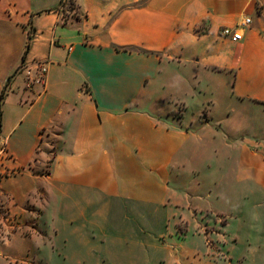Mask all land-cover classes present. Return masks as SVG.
Masks as SVG:
<instances>
[{
    "label": "crops",
    "instance_id": "1",
    "mask_svg": "<svg viewBox=\"0 0 264 264\" xmlns=\"http://www.w3.org/2000/svg\"><path fill=\"white\" fill-rule=\"evenodd\" d=\"M0 112V194L56 200L82 244L168 200L214 264L264 249V0H0ZM29 240L0 258L46 264Z\"/></svg>",
    "mask_w": 264,
    "mask_h": 264
},
{
    "label": "rangeland",
    "instance_id": "2",
    "mask_svg": "<svg viewBox=\"0 0 264 264\" xmlns=\"http://www.w3.org/2000/svg\"><path fill=\"white\" fill-rule=\"evenodd\" d=\"M225 81L228 83V80ZM215 106L219 109L218 113L224 108L223 114L228 109L235 108L227 100L224 105L219 107L216 102ZM198 107L201 108L199 105L189 106L188 114H196ZM205 107L210 105L204 104L202 110ZM240 111L247 112L242 109ZM52 157L50 154L47 167L51 165ZM57 203L56 200H38L37 206L33 205L35 202H29L23 207H16L11 197L0 194V247L3 246V255L16 251L29 240L27 237H32L30 242H43L45 245L55 243V250L52 252L47 249L40 252L46 264H214L203 234L195 232L193 228L190 213L168 200L160 205L144 207L141 218L114 216L112 219L116 224L129 228L123 235L125 239L120 240L121 243H102L105 241L106 232H93L88 236L87 229H83L75 235L82 234L88 241L85 244H82V237L73 239L68 227L63 226ZM100 220L99 217L98 224L102 223ZM9 240L11 247L5 245ZM76 243L82 249L76 247ZM228 251L240 264H264V249L255 250L246 246ZM215 260L218 261L217 257ZM0 264L16 263L1 257Z\"/></svg>",
    "mask_w": 264,
    "mask_h": 264
},
{
    "label": "built area",
    "instance_id": "3",
    "mask_svg": "<svg viewBox=\"0 0 264 264\" xmlns=\"http://www.w3.org/2000/svg\"><path fill=\"white\" fill-rule=\"evenodd\" d=\"M68 0H62V3H66ZM250 18L246 17L241 24H249ZM222 35H228L230 33V29L228 27H224L221 30ZM70 49V48H69ZM47 63L48 61H39L36 63V77L34 81L41 82L44 78V75L47 71Z\"/></svg>",
    "mask_w": 264,
    "mask_h": 264
},
{
    "label": "trees",
    "instance_id": "4",
    "mask_svg": "<svg viewBox=\"0 0 264 264\" xmlns=\"http://www.w3.org/2000/svg\"><path fill=\"white\" fill-rule=\"evenodd\" d=\"M29 39H30V35H29ZM27 50H28V45H27V48H26L25 53L27 52ZM23 58H24V56H23ZM0 113H1V112H0ZM0 117H1V114H0ZM0 124H1V121H0Z\"/></svg>",
    "mask_w": 264,
    "mask_h": 264
}]
</instances>
